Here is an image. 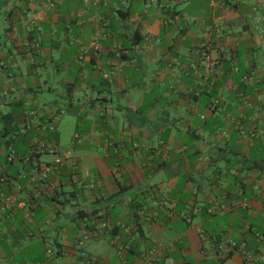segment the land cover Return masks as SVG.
I'll return each instance as SVG.
<instances>
[{
    "label": "crops",
    "instance_id": "1",
    "mask_svg": "<svg viewBox=\"0 0 264 264\" xmlns=\"http://www.w3.org/2000/svg\"><path fill=\"white\" fill-rule=\"evenodd\" d=\"M211 1L0 0V264H264V0Z\"/></svg>",
    "mask_w": 264,
    "mask_h": 264
},
{
    "label": "built area",
    "instance_id": "2",
    "mask_svg": "<svg viewBox=\"0 0 264 264\" xmlns=\"http://www.w3.org/2000/svg\"><path fill=\"white\" fill-rule=\"evenodd\" d=\"M211 5L215 6L216 5V1L212 0L211 1ZM92 48H94L95 50L99 49V46L94 43L92 45ZM84 53L80 56V60H83L85 57V54L87 53V49L85 48V50L83 51ZM200 64L204 67V69L207 72L212 71L216 66H217V62L215 59H213L211 57L210 54L208 53H203L202 57H201V61ZM107 77V76H106ZM211 109L218 111V112H222V108H221V101L219 99H212L211 103H210ZM52 130H54V127L52 126L51 128ZM239 133L244 136V137H250L251 139L254 138L257 134V131L255 130H251V131H246L243 127H239ZM75 137H79L78 135H76ZM44 146H42L43 148ZM50 152L57 154L58 156L56 157V159L53 162L44 164L40 166V180H41V184L45 185L46 187H49L51 181L55 182L56 185H59V173L61 171V168H63L64 166L68 165V162L71 160L72 158V154L71 152H67L65 154H58V150L56 148H50ZM232 174H235L234 172H231ZM51 184L50 186H52V188L54 187V185ZM5 203L6 205H11L15 203V198L13 197H5ZM161 204V201H156L152 203L153 207H156L158 205ZM25 206V203L20 202L18 203V207L22 208ZM226 208L224 206H216L213 208H210L208 210L209 214H217V213H221L225 210ZM201 212L200 208H194L192 210L193 214H199ZM187 221L189 223L192 222V218L191 217H187L186 218ZM120 237L119 236H115L114 242L113 244L116 246L117 248V252L119 254V257L121 258V260L124 262V264H127L126 261L124 260V255L127 251V247L120 245ZM213 242L217 243L218 239L213 238ZM247 242L242 241L240 243L234 241V240H230L227 242H219V251L221 254H230L233 251H238V250H245L247 248ZM86 255V254H84ZM262 260H264V258L262 257ZM87 264H95L94 260H88ZM168 264H175V259L173 257H169L168 259ZM246 264H254L253 259L248 258L247 263Z\"/></svg>",
    "mask_w": 264,
    "mask_h": 264
},
{
    "label": "rangeland",
    "instance_id": "3",
    "mask_svg": "<svg viewBox=\"0 0 264 264\" xmlns=\"http://www.w3.org/2000/svg\"><path fill=\"white\" fill-rule=\"evenodd\" d=\"M99 82H103V78L99 79ZM57 93L59 95H63L64 91L62 90V88L57 89ZM88 94H90V92H87ZM115 100V106H117V97L114 98ZM116 116H117V111H115ZM84 117H86V113L84 115ZM63 121L61 124H59L60 126L58 127L59 129V133L61 136V143H60V147L62 149V151H65L67 149H71V143H72V138L74 136H76L75 132L79 129L80 132H84L86 133L88 130V128L93 125L92 121H80L77 118H75L73 115H70L68 113H64L63 114ZM50 132H45V134L47 135ZM112 133V132H111ZM75 134V135H74ZM86 144V143H85ZM87 146H89L88 144H86ZM81 150V149H79ZM79 150H76L79 151ZM81 152L79 151L78 154H80ZM48 159L50 160H55L56 157L55 156H47ZM216 220L214 223H209L208 221L204 222V229L210 232H215L214 229H218V226H222V227H227V221L224 218H213V221ZM110 246V245H109ZM110 250L111 252L114 251V249L110 246Z\"/></svg>",
    "mask_w": 264,
    "mask_h": 264
},
{
    "label": "trees",
    "instance_id": "4",
    "mask_svg": "<svg viewBox=\"0 0 264 264\" xmlns=\"http://www.w3.org/2000/svg\"><path fill=\"white\" fill-rule=\"evenodd\" d=\"M138 35H139V34H138ZM54 130H55V129H54ZM54 130H53V131H54ZM238 251H239V250H238ZM231 253H232V252H231ZM231 253H230V254H231ZM228 255H229V254H228Z\"/></svg>",
    "mask_w": 264,
    "mask_h": 264
}]
</instances>
